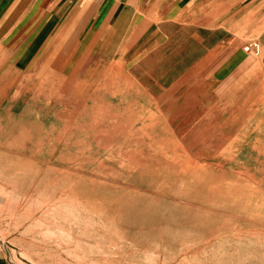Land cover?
Masks as SVG:
<instances>
[{
  "label": "rangeland",
  "instance_id": "1",
  "mask_svg": "<svg viewBox=\"0 0 264 264\" xmlns=\"http://www.w3.org/2000/svg\"><path fill=\"white\" fill-rule=\"evenodd\" d=\"M90 1L66 0V12ZM159 2L107 0L113 22L67 32L65 47L51 39L33 65L32 86L42 81L48 91V126L12 120L0 128L7 264H264V143L186 141L188 132L174 127L188 115L185 85H173L182 68L175 47H163L156 62L145 58L150 43L182 39L175 26L192 23L203 36L223 27L232 47L259 61L264 17L165 22L156 13L170 0ZM253 42L258 54L245 50ZM156 83L163 95H150L155 109L144 110L141 92ZM194 89L201 103L203 88Z\"/></svg>",
  "mask_w": 264,
  "mask_h": 264
},
{
  "label": "crops",
  "instance_id": "2",
  "mask_svg": "<svg viewBox=\"0 0 264 264\" xmlns=\"http://www.w3.org/2000/svg\"><path fill=\"white\" fill-rule=\"evenodd\" d=\"M106 1L91 0L77 8L73 6L67 13L66 0H0V128L10 126L3 122L12 120H34L40 122L35 123V127L48 126L44 123L49 118L44 110L49 100L48 91L42 88V81L38 87L32 86L33 65L43 60V50L50 46L51 39L53 47H65L67 32L80 33L88 23L113 22V11L106 6ZM170 4L169 10L161 9L156 13L165 16V22L171 21L167 17L179 15L220 17L249 12V16L264 17V0H170ZM192 25L175 26L183 38L171 34L159 43H150L148 47L154 54L145 56L146 62L151 58L156 62L158 56L162 57L163 47L167 44L175 47L172 52L177 66L182 68H173L167 75L177 70L181 72L173 77V85H185L187 103L184 108L188 112L184 119L179 116L174 120L176 132L184 128L188 132L185 136L190 138L186 141L192 144L264 143V57L253 61L252 55L242 52L238 45L232 47L226 37L227 30L221 26L216 30L207 27V35L203 36ZM201 26L206 29V24ZM179 48L185 51L184 56L176 55L182 52L177 50ZM45 60L49 64V58ZM199 84L204 94L201 103H197L198 93L194 89ZM151 88L155 92L148 89L141 92L144 97L141 108L154 111L150 95L161 97L163 91L159 83ZM190 99L192 103L188 102ZM184 108L178 107L173 112ZM156 121L159 122L155 126L161 127L162 122L155 119L154 123ZM169 121L171 125L173 120ZM0 264H7L1 252Z\"/></svg>",
  "mask_w": 264,
  "mask_h": 264
},
{
  "label": "built area",
  "instance_id": "3",
  "mask_svg": "<svg viewBox=\"0 0 264 264\" xmlns=\"http://www.w3.org/2000/svg\"><path fill=\"white\" fill-rule=\"evenodd\" d=\"M250 47H253L255 54H258V46L255 42H253L252 44L249 45V48H246L245 50L250 49Z\"/></svg>",
  "mask_w": 264,
  "mask_h": 264
},
{
  "label": "bare ground",
  "instance_id": "4",
  "mask_svg": "<svg viewBox=\"0 0 264 264\" xmlns=\"http://www.w3.org/2000/svg\"><path fill=\"white\" fill-rule=\"evenodd\" d=\"M33 2V1H32ZM30 6V5H29ZM32 6V5H31ZM17 8V7H16ZM18 9V8H17ZM23 12V11H22ZM37 12V11H36ZM25 13V12H24ZM137 15V14H136ZM2 16V15H1ZM38 16V15H37ZM136 18V17H135ZM13 22V21H12ZM13 24V23H12ZM149 24V23H148ZM10 26V25H9ZM13 27V26H12ZM75 27V26H74ZM1 34H3V33H1ZM7 34V33H6ZM3 36V35H2ZM1 36V37H2ZM48 41V40H47ZM12 45V44H11ZM44 47V46H43ZM123 47V46H122ZM75 49V48H74ZM44 53V52H43ZM74 54V53H73ZM66 61V60H65ZM64 64V63H63ZM40 66V65H39ZM63 69V68H62ZM61 73V72H60ZM214 167V166H213ZM240 235H241V233H240Z\"/></svg>",
  "mask_w": 264,
  "mask_h": 264
}]
</instances>
